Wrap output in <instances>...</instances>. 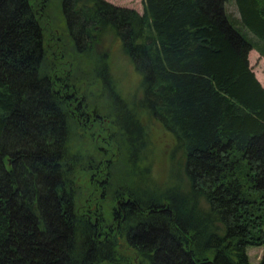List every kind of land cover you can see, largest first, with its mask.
<instances>
[{
	"label": "trees",
	"instance_id": "trees-1",
	"mask_svg": "<svg viewBox=\"0 0 264 264\" xmlns=\"http://www.w3.org/2000/svg\"><path fill=\"white\" fill-rule=\"evenodd\" d=\"M227 1L143 0L140 14L62 0L71 48L58 37L46 62V0H0V264H252L246 249L264 244V87L248 55L264 57V0H235L240 19ZM107 32L140 78L138 106L98 53ZM142 110L181 153L172 187L135 189Z\"/></svg>",
	"mask_w": 264,
	"mask_h": 264
},
{
	"label": "rangeland",
	"instance_id": "rangeland-1",
	"mask_svg": "<svg viewBox=\"0 0 264 264\" xmlns=\"http://www.w3.org/2000/svg\"><path fill=\"white\" fill-rule=\"evenodd\" d=\"M108 3L119 6V7H125L130 8L138 13H142L143 10V0H105ZM46 21L49 23V38L46 37V48L48 55L46 57V62L53 61L54 56L52 53V50L55 46H58V40L57 38L60 36H65L63 39L66 41H63L60 43V46H64L67 48H71V42L67 38V31H66V23L65 19L63 17L62 9H61V3L62 0H46ZM226 11L228 14L233 16L234 18L240 19V15L237 11L235 0H228L225 4ZM250 35V34H249ZM251 36H254L251 34ZM253 39V38H252ZM55 45V46H53ZM98 53L104 57V62L107 64L109 73L114 80V91L118 93L119 98L123 101H127L130 103L129 106L135 107L138 106L141 98H142V91L140 88V81L138 78L139 76L136 74L134 67L129 60V58L122 52L119 42L117 41L116 37L112 32H107L102 36L101 41L97 45ZM97 49L95 51H97ZM57 52V51H53ZM94 54V52H93ZM260 54H258L257 51L252 50L249 54V65L252 67L255 76L257 77L258 81L262 84L264 87V58L259 57ZM80 63V69L82 70L83 74L82 80L83 86L86 88H83V92H86L90 94V96L93 98L95 97L101 90L99 87L97 81H94L95 83L91 81H86V79H90L91 77L90 71L91 68H93L94 63L91 60V57L88 55H82L79 59ZM92 77L93 73H92ZM95 79V78H94ZM102 101V100H100ZM142 114L139 113L141 122L145 124L147 133L145 136V140L147 139V146L145 150L142 152V162L141 165H144V168H147L145 170V178L144 180L139 183L135 181V189L142 187L143 185L147 186V188L154 189V188H168L174 186V182H176V173L178 171H182V161L181 153L178 152L176 149L175 151L173 148V145H167L171 142L170 137L165 138L164 136H161V138L157 137L156 133V122L152 120L151 117L147 116L146 112L142 110ZM103 127L105 128L106 124L102 123ZM156 125V126H155ZM80 129V128H79ZM73 134L75 135V127L73 128ZM81 130V129H80ZM82 131V130H81ZM83 132V131H82ZM96 132V137H97ZM149 136V137H147ZM100 140V138L98 139ZM75 139L73 137V146L77 147L79 146L78 142L74 143ZM98 145L101 143L100 141L97 142ZM168 146V147H167ZM172 146V147H171ZM111 151H115V154L112 156V159H115V161H119V165L124 160V155L121 150V148L115 149L111 148ZM118 154V155H117ZM109 158V157H108ZM117 163V162H114ZM140 165V166H141ZM126 165L123 164L121 168L125 167ZM142 169V170H143ZM123 171H120L122 173ZM81 176V175H80ZM102 178V177H100ZM183 178V177H182ZM81 180H78L79 182H84L83 178H78ZM143 184V185H142ZM124 239L121 237H117V242L121 243ZM117 250L120 252L124 251L127 255L131 252L130 250L126 249L124 245L118 244L116 247ZM248 258L252 264H258L259 261L262 259L264 255V244L257 247H248L246 249ZM131 260H133V264H141V258H136L134 254H132ZM135 257V259H134ZM143 263L146 264V261L143 260Z\"/></svg>",
	"mask_w": 264,
	"mask_h": 264
},
{
	"label": "crops",
	"instance_id": "crops-1",
	"mask_svg": "<svg viewBox=\"0 0 264 264\" xmlns=\"http://www.w3.org/2000/svg\"><path fill=\"white\" fill-rule=\"evenodd\" d=\"M251 51H252V50H251ZM251 51H250V52H251ZM254 51H255V50H254ZM250 52H249V54H250ZM248 57H249V55H248ZM259 57H260V55H259ZM262 58H264V57H262Z\"/></svg>",
	"mask_w": 264,
	"mask_h": 264
}]
</instances>
